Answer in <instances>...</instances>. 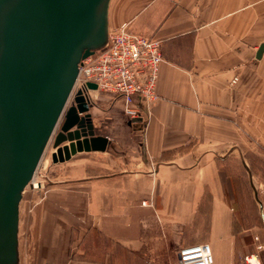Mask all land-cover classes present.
<instances>
[{
    "label": "crops",
    "instance_id": "crops-1",
    "mask_svg": "<svg viewBox=\"0 0 264 264\" xmlns=\"http://www.w3.org/2000/svg\"><path fill=\"white\" fill-rule=\"evenodd\" d=\"M109 24L162 40L158 98L147 105L136 97L149 115L132 120L123 98L88 92L107 150L57 162L52 152L53 164L75 167L40 201L37 190L24 192L21 264H176L206 191L204 242L216 264H235L218 164L237 152L247 167L248 146L264 157V0H111Z\"/></svg>",
    "mask_w": 264,
    "mask_h": 264
},
{
    "label": "water",
    "instance_id": "water-1",
    "mask_svg": "<svg viewBox=\"0 0 264 264\" xmlns=\"http://www.w3.org/2000/svg\"><path fill=\"white\" fill-rule=\"evenodd\" d=\"M110 3L0 0V264H21L20 206L50 141L55 162L107 150L84 95L66 106L81 60L109 42Z\"/></svg>",
    "mask_w": 264,
    "mask_h": 264
},
{
    "label": "built area",
    "instance_id": "built-area-1",
    "mask_svg": "<svg viewBox=\"0 0 264 264\" xmlns=\"http://www.w3.org/2000/svg\"><path fill=\"white\" fill-rule=\"evenodd\" d=\"M163 60L160 38L133 33L126 26L110 29L107 46L81 60L68 102L72 99L75 104L79 92L88 99V92L93 90L88 83H94L98 90L123 98L127 117L143 119L149 115L148 110L134 99L137 97L148 105L158 98L157 84ZM32 182L33 188L44 186L35 178ZM255 239L258 241L259 237L255 236ZM256 248L262 250L264 244L258 242ZM253 256L257 257V262L251 261ZM246 259L252 264H260L257 253ZM176 264H216V261L210 244L202 242L181 246Z\"/></svg>",
    "mask_w": 264,
    "mask_h": 264
},
{
    "label": "rangeland",
    "instance_id": "rangeland-1",
    "mask_svg": "<svg viewBox=\"0 0 264 264\" xmlns=\"http://www.w3.org/2000/svg\"><path fill=\"white\" fill-rule=\"evenodd\" d=\"M71 105H73L72 99L68 102L66 109ZM63 121L64 117L57 126L55 133L61 129ZM53 142L54 139L50 141L34 176L36 181L43 182L44 186L39 188L28 187L24 191L25 194H29L31 191L37 190L38 193L34 194L33 197L38 201L49 196L50 189L53 187L50 186L52 181H58L59 178L63 177L61 174L68 171V168L75 167L73 163L63 165L53 164L52 152H56ZM259 152H261V150H259ZM244 156L246 163H248L247 167L242 164L241 158L237 152L232 153L228 159L220 160L218 164L220 178L223 175L226 181L231 179L232 184L239 190L237 201L232 199L231 196H226L224 194V200L231 208L233 215L237 216V220H239L238 229H241L236 237L235 264H252L246 257L259 251L256 248L258 242L264 244V157L259 155L256 151H251L249 146L244 148ZM103 159L106 160V157H100L99 161ZM81 161L82 159H79V166H81ZM82 162H84L88 168L91 166L89 157ZM77 166L78 165H76V167ZM249 168H251L252 173L249 172ZM36 186L38 187L39 185ZM222 189L224 192L223 182ZM54 190L56 193L59 192L58 189ZM25 203L26 201H24V205ZM31 209H33V206ZM24 210L27 212L26 206H24ZM211 213L212 194L206 191L203 208L201 211L198 209L194 223L184 229L183 239L185 244L202 243L208 240ZM243 225L248 226V228L242 229ZM24 233L25 231L23 230L22 237ZM255 236L259 237L258 241L255 239ZM258 253L261 258L260 264H264V248Z\"/></svg>",
    "mask_w": 264,
    "mask_h": 264
},
{
    "label": "trees",
    "instance_id": "trees-1",
    "mask_svg": "<svg viewBox=\"0 0 264 264\" xmlns=\"http://www.w3.org/2000/svg\"><path fill=\"white\" fill-rule=\"evenodd\" d=\"M249 169H250L249 172L252 173L251 168H249ZM221 180H222L223 185H224V194L226 196H228V195L231 196L232 199H234L235 201H237L238 196H239V190L237 188H235V186L232 184L231 179L228 180V181H226L224 179L223 175H222L221 176ZM203 206H204V200L202 201V203H201V205L199 207V211H201V209L203 208ZM238 223H239V220H237V216L234 215L233 216L232 227H233V233L236 234V235L241 230V229H238L239 228L238 227ZM246 228H248V226H244L243 225L242 229H246ZM190 244H193V243H190Z\"/></svg>",
    "mask_w": 264,
    "mask_h": 264
},
{
    "label": "bare ground",
    "instance_id": "bare-ground-1",
    "mask_svg": "<svg viewBox=\"0 0 264 264\" xmlns=\"http://www.w3.org/2000/svg\"><path fill=\"white\" fill-rule=\"evenodd\" d=\"M71 95H72V92H71ZM86 101L88 103L89 111H90V105H91V103L89 102V99H86ZM251 261L257 262V257L256 256L251 257Z\"/></svg>",
    "mask_w": 264,
    "mask_h": 264
}]
</instances>
